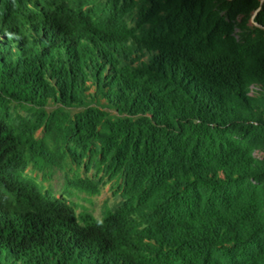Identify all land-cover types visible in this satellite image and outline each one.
Listing matches in <instances>:
<instances>
[{
  "label": "trees",
  "instance_id": "obj_1",
  "mask_svg": "<svg viewBox=\"0 0 264 264\" xmlns=\"http://www.w3.org/2000/svg\"><path fill=\"white\" fill-rule=\"evenodd\" d=\"M141 1L0 0V264H264V55L214 0ZM84 156L123 189L101 218L27 175Z\"/></svg>",
  "mask_w": 264,
  "mask_h": 264
},
{
  "label": "rangeland",
  "instance_id": "obj_2",
  "mask_svg": "<svg viewBox=\"0 0 264 264\" xmlns=\"http://www.w3.org/2000/svg\"><path fill=\"white\" fill-rule=\"evenodd\" d=\"M214 0L213 12L233 26V35L243 56L248 63H253L259 55H264V25L259 22L263 12L264 0ZM257 3V6L255 4ZM142 1L138 0L141 8ZM139 8V9H140ZM136 20L144 19L140 11L135 8ZM263 85L250 84L249 91L255 117L264 121V91ZM27 114V111H21ZM76 112V111H74ZM258 140H252L253 157L259 164H264V147L254 148V144L264 143V132ZM37 138H45L44 129L36 133ZM264 146V144H263ZM27 175L34 179L44 193H50L57 198L68 199L73 203L78 213L89 212L96 218H101L110 209H116L123 201L122 186L117 177L112 173L99 170L95 162L84 156L83 160L69 157L59 166L40 170L30 166ZM82 178L96 183L99 187L98 194H90L68 186L69 179ZM264 193V176L253 181Z\"/></svg>",
  "mask_w": 264,
  "mask_h": 264
}]
</instances>
